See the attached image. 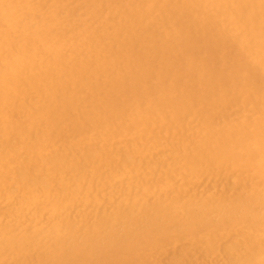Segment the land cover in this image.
Segmentation results:
<instances>
[{
	"label": "bare ground",
	"instance_id": "bare-ground-1",
	"mask_svg": "<svg viewBox=\"0 0 264 264\" xmlns=\"http://www.w3.org/2000/svg\"><path fill=\"white\" fill-rule=\"evenodd\" d=\"M123 1L124 0H90V6L86 7V9L88 8V10H87L88 11V17H90L91 19H99L100 16L102 15L101 9H103L101 4H108V5L112 4L113 5V4H117V3L120 4ZM156 1L157 0H126V1H124L127 3L129 2V5L126 3L127 10L123 7V9H125V11H122L120 13L121 17L118 18V21L120 19H122L123 25L118 26V23H117L118 21L114 20L116 24H114V23L113 24L116 25L117 28H115V30H116L115 34L111 33L113 35V36L111 35L112 36L111 40L113 39L112 43L117 45L118 48H120L119 53H110V51L108 49L99 48L100 43H98V41H94L96 39V37H94L95 38L94 40L92 37V40L94 42L88 38L90 41L89 40L85 41L88 45V52H86L87 51L86 50L85 51L86 56L82 55L83 57H80L81 59L83 58L84 60L78 61V60H76L77 59V57H76L75 58L76 61L73 62V65L68 68L65 66V64H66V62H65L66 57L65 56L66 55L64 56V55L60 54L61 53L60 51H59L60 53L55 52V51H54V53H51L50 50L52 48L49 51H45V53H41V54H39L40 52L38 54H36L33 51L34 46H37L39 44H43V45L47 46V48H50L52 43L56 40L55 35L53 36L51 34L52 32H50V30L51 29L54 30L53 26L56 27L57 29L60 28L59 30H61V28H63V23L65 24V22L63 21V17L58 16V9H59L58 4L60 1H57L58 4L53 6V9H51L52 11L48 14V16L45 14L47 16V18H44V16H43L44 19H41L40 17L39 18L35 17V18H33V20L31 19L32 21H24L23 18H25V17H23V16H25V13H24V15H22L23 13H21L23 5L22 6L9 5V4H6L4 0H0V134L4 133V130L7 127L12 128L11 125L6 123V121H5V119L8 115L7 110L9 109V107L7 105H8V101L11 98V95L12 94L16 95L15 93H17V90H19V88L21 89L22 85H25L26 87L33 89L34 91H36L35 93L39 94L40 96H46L47 97V100H48L47 104L45 105V103H44V105L46 107L42 106L41 108H39L37 110L35 108L36 113H34V115H35L34 119L29 120L31 123H39V122L42 123L41 120H44L45 123L47 124L46 128L43 129L45 131L42 132L41 137H39V138H41V140L42 139H48V135H46V134L49 133L50 127H53V126L57 125L58 123H61L60 125H62L64 122V119H66V118L71 119V121L72 122L74 121L75 124H78L79 121L83 122L84 124H83L82 128L83 129L87 128L86 130L89 129V131L91 130V128H93L94 125H95V128L98 125L100 127L105 125V127H106V122L108 124L107 126L112 125V123L109 124L110 121L117 116L122 117L124 115V111H125V108H127V106L128 107L130 105L132 107L134 106L133 103H136V101H134L135 95H137L140 92H144V91L147 92L145 87L147 85L146 83H148V80L150 78V74L147 73V71L151 67V65L150 66L148 65L149 64L148 62L151 60H153L154 62L155 61H162V60L175 62L174 64L172 63L173 65H171L170 67L168 65L167 68L165 66H164L165 68H163V65L161 64L162 69L160 68V72H159V79L161 80V82H158V83H160V85L163 84L162 80L165 78H168V77H170V78L173 77L174 79H175V77H177V78H179L178 79L179 81L181 79L182 81H186V82L190 83V80L192 79L191 75L194 74V75L198 76L199 78L201 77V79L203 80V82H201L202 85H209V86L213 87V85H211V83H213V81L215 79L217 81L219 79H217L218 76L215 75L212 70H210L211 63L208 64L205 62L204 64L202 63L203 65L202 64L201 65H194L193 64V61H194L193 58L194 57L193 56H192L193 58L189 57V55L190 54L192 55V53L196 50V47H199L198 45H200V46L204 45V47L207 49V51L213 49L215 52V51L221 50L225 46L224 40L229 39L231 41V39H233L234 46L237 49H239L240 52H242L244 54L246 52L250 53V54L254 52L255 65L251 66L250 68H247V67L243 68V66H242L241 68H243V69H241V70L242 71L244 70L245 73H247L249 70V73L252 75V77L254 76L255 72L258 74L259 77L264 76V0H193L190 2H189V0L188 1L184 0L182 5L181 4L177 5L175 3V0H172L169 2H166V1L163 2L161 0L163 3L160 6H158L159 4L156 3ZM178 1H180V0H178ZM32 2H34V1H32ZM10 3H11V1H10ZM15 3H16V1H15ZM80 4L81 3H79V6H80ZM118 4H117V6H119ZM61 5H62V3H61ZM123 5H125V3ZM5 6L9 7L8 10H7V7H5ZM117 6H116V8H117ZM34 8H37V7H34ZM68 8L69 7H67V9ZM107 9H105V10H107ZM120 9H122V8H120ZM155 9H157V12H160L163 14V16H160L162 18L159 20V22L161 23V24L160 23L159 24L161 26H164V24H166L169 20L170 21L173 20L174 23L176 24V26L173 27L175 29V32H174L175 39L173 38L175 43H174L173 39H171V40L165 39L164 40V38L162 37L161 39H163V41H164V44H163V42H161L162 40H158L156 37L153 36V33L150 32L151 30L148 31L147 30L148 28L147 27H146L147 29L145 28L143 18H149L151 13H154L153 11ZM46 10H47V7H46ZM24 11H26V10H24ZM35 11H37V10H35ZM62 11H63V9H62ZM109 11H111L110 8H109ZM27 12H28V10H27ZM84 12H86V11H84ZM32 13H35V12H32ZM77 14L76 15L79 16V13H77ZM110 14L112 15V12ZM143 14H145L146 16H143ZM67 15L71 16V14H69V13ZM191 15H195L196 16L195 18L199 17L200 22L198 24L195 23L197 26H199V28H197V26L193 27V25H195V24H193L192 21H190L191 22L190 24H192L193 29H201L200 32L197 31L198 35H199V33L201 34L200 38L199 37L198 38L193 37L194 36L193 34H195V31H193V30L190 31L191 28H189V29L186 27H185V29L181 28L182 24H183L182 22H184L186 19H188ZM68 16H67V18H68ZM84 17H86V16H84ZM112 17H113V15H112ZM72 19H74V18H72ZM85 19H87V18H85ZM155 19H157V18H155ZM100 20L102 21V19H100ZM109 20H111V19H108L107 21L109 22ZM126 21H128L127 22L128 24H126ZM67 22H69V21H67ZM152 22H153V20H152ZM79 23L77 22L76 24L78 25ZM103 23H104V21H103ZM130 23H131V25H130ZM91 24H92V21H91ZM186 24H188V23H186ZM79 25H81V24H79ZM95 25H93V28ZM114 25H111V28H113ZM219 25L224 30L221 29L222 32H220L219 34H216L217 32H215V29L217 27H219ZM50 26L52 27L51 29H49ZM108 26H110V25H107V27ZM147 26L151 27V24L147 25ZM167 26H169V25H167ZM189 27H191V26H189ZM70 28H71V30L74 29L72 27H70ZM76 28H77V26H76ZM105 29H107V28H105ZM135 29H137V30L135 31ZM169 29H171V28H169ZM20 30L22 31L23 34L21 35V37L19 39H17V37H15L16 39H14V36L11 35L12 34L11 32H15V34H16V32H19ZM65 31H66V29H65ZM159 31L160 30H158V32ZM165 31H167V30H165ZM169 31L170 30H168V34H169ZM179 31H180V33H179ZM91 32H92V30H91ZM96 32H98V29ZM96 32H94V33H96ZM152 32H155L154 28H153ZM231 32H238L240 35H237V34L234 35V33L232 35ZM59 33H61V31ZM63 33H65V32L63 31ZM66 34H68V33H66ZM57 35H59V34L57 33ZM99 35H97V36H99ZM159 35H162V33H160ZM88 36H90V35L88 34ZM75 38L77 39V36ZM98 38H100V37H98ZM142 41L144 42L142 44L145 45V47L143 48L144 49L143 51L140 50V48H139V46H141L139 44ZM97 43H98V45H97ZM229 44H231V42L228 43V45ZM113 47H114V45H113ZM84 48H86V47H84ZM104 48H105V46H104ZM63 49H64V47H62V50ZM78 49L80 50L81 48H78ZM40 51H41V49H40ZM64 51H65V49H64ZM169 51L173 52V54H171V52L168 53ZM233 51L235 52V50H233ZM116 52H118V50ZM62 53H65V52H62ZM80 53H81V51H80ZM221 54L223 55L222 51H221ZM214 56H215L214 57V59H215L216 58L215 53H214ZM202 57H204V53H203ZM225 57H227V56H225ZM35 58H37V61L33 62V60ZM248 58H249V56H248ZM117 61H120V63L118 64ZM69 62H71V61H69ZM243 62L245 63L244 59H243ZM151 63H153V62H150V64ZM167 63H169V62H167ZM233 63H235V62H233ZM104 65H109V66H111V68H109V66H107L108 67L107 71H106V68L104 70H101V68H103ZM154 66H157V65H153L152 67H154ZM158 66L161 67L160 64ZM239 69H240V67H239ZM229 70H230V68H229ZM234 70L235 69H233V71ZM238 73H236V74H238ZM25 75H26V77H27V75L30 77L23 79V77H25ZM240 75H241V73H240ZM101 76H104L105 78H107L108 83H105V84L97 83L96 82L97 78H100ZM203 77H205V79H203ZM225 78H227V76ZM159 79L156 81H159ZM232 80L230 79V81H231L230 85L227 83L229 86H232L231 84L234 83ZM249 80H251V79L249 78ZM193 81H194V79H193ZM20 82L22 83V85ZM104 82H105V79H104ZM163 82H164V80H163ZM175 82H177V81H175ZM242 82H243V80L241 81V83ZM167 84H166V86L168 87ZM240 84H239V86H240ZM157 85L159 86V84H157ZM157 85H155V86L157 87ZM197 85H198V83H197ZM218 85H220V83H218ZM263 85H261V86H263ZM215 89H216V87H215ZM33 90H32V92H33ZM156 90H157V88H155V87L152 88V91L150 92L151 95H153V96L157 95L158 92ZM170 90H172V89H170ZM231 90H233V89H231ZM172 91L174 92V90H172ZM227 91L228 90L226 89V92ZM86 92H89L91 95V98L89 100V102L92 100V102H90L91 106L89 104L90 108L88 109V111H86V113H84V115H82V116L79 115L82 117V118H79V116L74 115L75 112H76L75 114H77V108H78L76 102H77L78 97H80L82 94H84ZM25 94H24V96H29V95H25ZM86 94H88V93H86ZM224 95H225V93H224ZM228 95H230V94H228ZM34 96H36V94ZM170 96H171V94H170ZM22 98H23V96L21 97V99ZM38 98H39V96H38ZM38 98L36 99V101L41 99V98H39V99ZM42 98H44V97H42ZM147 98H148V96H147ZM84 99H85V97H84ZM122 99H124V100H122ZM176 99L177 98H175L174 100H176ZM149 100H148V102H149ZM212 100H213V98H212ZM78 101L80 102V100H78ZM146 101H147V99H146ZM205 101L207 102L208 100L205 99ZM210 101H211V99H210ZM180 102L182 105H185L183 101H180ZM239 102H240V100H239ZM212 103H214V102H212ZM222 103L220 102V104H222ZM144 106H145V104H144ZM166 106H168V104ZM209 106H211V105H209ZM56 107L63 108L64 111H66V113L63 114V112H62V115L59 117H58L57 113H53L56 117L49 120V116H48L49 112L50 111L54 112L53 110L56 109ZM148 107H149V105H148ZM202 107H204V106H202ZM83 108H85L84 105H83ZM132 109H133V111H134V109L137 111V113H135V115L138 114V118H142L141 112L143 110L141 111L140 108H138L137 104ZM141 109H143V107ZM167 110H169V108ZM127 111L130 112L131 109L127 110ZM9 113H11V112H9ZM12 113H13V111H12ZM96 114L101 115L100 116L101 121L97 122L99 124H95L92 122L94 120V118L96 117V116L94 117V115H96ZM133 114H134V112H133ZM147 114L148 113H146L145 115H147ZM191 114H192V111H191ZM129 115L131 116L130 113H129ZM145 115H144V117H145ZM162 115H164V114H162ZM8 116H10V115H8ZM16 116H17V114H16ZM25 116H26V114H25ZM171 116H172V114H171ZM50 117H52V116L50 115ZM150 117L151 116H149V118ZM18 118H19V116H18ZM125 118H127L126 115H125ZM159 118H157V119L159 120ZM117 119H118V117H117ZM127 119H129V118H127ZM11 120H13V119H11ZM14 121H15V119L13 120V122ZM17 121H18V119H17ZM143 121L145 123V120H143ZM200 121L202 123V120H200ZM120 122H121V120H120ZM124 123H126V122H124ZM131 123H129V124H131ZM136 123H138V122H136ZM226 123L227 122H225L224 124L226 125ZM85 124H87V126H85ZM16 125H18V124H16ZM126 125L128 126V124H126ZM141 125L142 124H140V126ZM227 125H228V123H227ZM132 126H134V128H135V124H133ZM231 126H233V125H231ZM240 126H242V125H240ZM149 127L150 126H147L148 129H149ZM233 127H232V130H234V131L229 132V131H227L228 129H226L225 136L219 138L221 142L217 146L218 149L213 148L211 146L207 147L206 150H205V147L198 149V152H197L198 157L189 158L187 160L186 167L192 168V166L197 165L198 161H205L208 164H212L217 160H219V161L224 160V158H227V160L231 159L230 163L228 162L230 164V167H231L232 166L231 164H233V159H238L240 161L244 160L246 162L245 170L248 169V171H251L253 174H255L254 176H256L255 181H250L246 185V187L244 188V191L246 190L248 192L246 196L245 195H242V196L236 195V196L230 197V196H227V194H224L222 196L217 197L216 199L206 200L205 198H202V197L191 199L188 196H186L184 193H181V192L176 193L172 189H170L168 191V193L165 192L164 190L163 191H156V192L153 191V189L156 188L158 185H164V183L168 184V181L166 182V179L158 180L157 182H154V183H149V182L147 183L145 181H141V182H138V184H136V186H135L137 188V190L140 191L139 194L132 197V198L126 199L128 201L122 207H117L109 213L103 212V213L96 215V216H93V217H90V216L89 217H82L80 220V223L74 222L73 220H71L67 217L64 218L63 216H54L51 220V223H49L48 229L46 227V230H35V229L32 230L33 228L31 230H29L26 228L24 229L22 227L21 229L22 230L24 229V231L19 233V235L18 234L17 235L11 234L12 227H9V225H7V224L3 225L2 229L0 228L1 229L0 230V252H7V253H10L11 256L14 255V257H20L17 259V264H136L134 262L129 261L127 258H129L132 254H134L138 244L141 242H144V243L149 242L150 244H153L155 237L164 234L165 230L169 226H171L172 222L176 219L181 220L183 223L186 222L187 226H191V225L202 226V225L211 224V226L214 225V226H223V227L224 226H233L234 222H238L237 220L242 219V220H244V222L247 221L250 223L251 227H253L252 229H254L253 232L256 233V236L244 240V242L241 244V246H237V247L234 246L233 248H230V249H227L228 248V246H227L226 247L227 250L225 251L226 252L225 254L227 255V263L226 264H264V120H261V121L254 123L252 125V129L250 132L243 131V129H241L237 132V130L233 129ZM237 127H238V125H237ZM125 128H126V126H125ZM115 129H116V126L113 130H115ZM63 130H64V127H63ZM121 130H122V128H121ZM223 130H225V128ZM230 130H231V128H230ZM96 131L98 132V130H96ZM96 131H95V133H96ZM144 131H145V129H144ZM163 131H165V129H163ZM59 132L56 131V133H59ZM109 132H112L111 129ZM118 132L116 131V134ZM146 132H144V133H146ZM20 133H22V132H20ZM61 133H62V131H61ZM139 133L141 134V131ZM201 133H202V131H201ZM1 135H0V137H1ZM28 135L29 134H27V136ZM49 135H51V134H49ZM146 135H149V134H146ZM58 136L60 137V135H57L56 137H58ZM121 136L124 137L123 133ZM2 137H5V136H2ZM50 137H52V136H50ZM67 137H69V135ZM67 137H65V138H67ZM93 137H94V135H93ZM99 137L101 139V136H99ZM109 137H111V135ZM190 137H191V135H190ZM8 138L9 137H7V139ZM115 138H117V137L115 136ZM119 138H120V136H119ZM126 138H127V136H126ZM33 139H34V137H33ZM36 139H38V138L36 137ZM80 139H82V138H80ZM95 140L96 139H94V141ZM12 141H14V140H12ZM98 141H97V143H99ZM112 141H113V139H112ZM131 141H133V140H131ZM145 141H146V139H145ZM35 142H37V141H35ZM35 142L33 145H31L32 143L29 142L31 144H30V146H28V149L31 150V154H32V152L35 153L36 165H33L31 168H27V169H22V170L16 169L15 170V169H11V167L13 168V165L10 167V164H9L10 160H9V162H6L3 169H4L5 176L7 179H8V177L13 176L12 177L13 180L21 182L22 185H23V182L26 181L27 184L25 185L24 189L32 188L31 189L32 191L29 193L28 196H30L32 200H37L39 197L42 198L44 200L43 201L44 202L43 210L45 209V210H47V212L52 213L54 215V214L58 213L60 211V209L63 208L64 204L69 203V205H70V199L68 198L67 195L70 196L69 193L73 194L75 192V189H76L75 185L78 184V182H72V180H71L69 187L66 188L63 185L64 188L59 189V182L56 179L51 180L49 175L50 174L59 175V176L66 175V176H73L74 177L75 174L81 173L84 170H86L85 169L86 168V162L84 164H80V165H77L74 162L70 163L68 161H65L66 159L64 160V158L61 156L62 154L60 155L58 152H56V150L51 157H45V155L43 156V153L45 154V152L47 150L45 152H43V151L45 150V143L46 142L45 141L43 143L42 142L35 143ZM53 142H54V140H53ZM92 142H93V140H92ZM76 143H78V142H76ZM70 144L73 145L72 142H70ZM90 144H92V143H90ZM62 145H63V143H62ZM48 146H47V148H48ZM25 147L27 148V146H25ZM69 147H71V146H69ZM85 147H87V146H85ZM1 149H3L2 146H1ZM54 149H55V147H54ZM18 150H20V148H18ZM57 150L60 152L59 148ZM25 151H26V149H25ZM101 151H103V150H101ZM126 152H128V151L126 150ZM182 152H183V150H182ZM109 153H110V151H109ZM95 154H96V152H95ZM191 154H192V152H191ZM3 155L6 156V158H7V155L5 153ZM73 155H74V153H73ZM91 155L88 154V157L90 158ZM148 155H150V154H148ZM4 156H0V163L1 164L4 163V160H6L4 158ZM81 156L82 155H80V157ZM93 156L94 155H92L91 157H93ZM99 157H101V156L99 155ZM130 157L132 158V156H129L128 159H131ZM84 158H85V156H84ZM126 158H127V156L125 157V160H126ZM91 159H95V158H91ZM155 159H156V157H155ZM33 160H34V158H33ZM69 160H71V159H69ZM102 160H103V158H102ZM26 161H28V160L26 159ZM125 162L124 161L122 162L123 165ZM98 163H99V161H98ZM126 163H128V162H126ZM1 164H0V166H1ZM39 165L41 167H39ZM147 165H148V163H147ZM216 165H217V163H216ZM147 167H149V165ZM153 167H156V166H153ZM120 168H121V166H120ZM149 168L151 169L152 167H149ZM89 169H91V168H89ZM115 169H117L116 166H115ZM1 170H2V168L0 169V171ZM121 173L123 175V172H121ZM118 175H119V173H118ZM221 176H222V174H221ZM77 177H78V175H77ZM97 177H96V179H97ZM192 178H194V177H192ZM113 180H114V178H113ZM170 180L171 179H169V182H170ZM9 181H12V180H9ZM61 181H62V178H61ZM107 181L109 182V180H107ZM115 181H117V180H115ZM99 183H101V182H99ZM15 184H16V182H15ZM86 184H88V183H86ZM220 186H222V185H220ZM220 186H219V188H220ZM52 187H56L57 191H55L56 193L50 194L48 191H49V188H52ZM118 187H119V185H118ZM225 187H227V186H225ZM11 189H13V188L9 187L8 190H10V191H8V192H11ZM227 191H229V190H227ZM147 194L152 195L151 196L152 200H150L149 202H145L143 199ZM39 200H41V199H39ZM81 200L82 199H79V201H81ZM79 201H75V202H79ZM97 201H98V199H97ZM26 202H27V199H26ZM30 202H27V203H30ZM82 202H83V200H82ZM95 203H97V202H95ZM96 206H98V205H96ZM0 211H2V210H0ZM7 213H9V211ZM20 216H21V214H20ZM21 220H22V218H21ZM16 221H18V220H16ZM12 222H10V223H12ZM18 222L16 224H18ZM241 222H243V221H241ZM16 224H15V229H16ZM26 224H27V222H26ZM29 224H31V223H29ZM32 224H33V222H32ZM18 225H20V224H18ZM172 225L175 226L174 224H172ZM236 225H237V223H235L234 226H236ZM243 225H244V223H243ZM24 226H26V225H24ZM245 227H243V229ZM39 228L40 227H38V229ZM215 228H213V229H215ZM234 228L232 227L233 230H234ZM238 229H242V228H238ZM246 229L248 230V227H246ZM224 230H225V228H224ZM213 231L214 230H212V232ZM250 231H251V228H250ZM208 233L210 234V231H208ZM253 235H255V234H253ZM250 236H252V235H250ZM224 237L225 236H223V238ZM209 238H211V237H209ZM220 241H221V239H220ZM31 250H37V258H36L37 260H35V261H32L30 258H26L27 257L26 254L28 252L31 253L32 252ZM24 253H26V254H24ZM33 253L34 252H32V254ZM23 256H26V257H23ZM6 257H4V258H6ZM203 257L205 258V256H203ZM9 258H10V256H9ZM11 260H12V258H11ZM175 260H176V257H175ZM179 260H181V259H179ZM13 262H15V260ZM2 263H5L4 260H2ZM176 263H178V262H176Z\"/></svg>",
	"mask_w": 264,
	"mask_h": 264
},
{
	"label": "rangeland",
	"instance_id": "rangeland-1",
	"mask_svg": "<svg viewBox=\"0 0 264 264\" xmlns=\"http://www.w3.org/2000/svg\"><path fill=\"white\" fill-rule=\"evenodd\" d=\"M4 1L6 4H9V5H14V6H22L23 5L21 13H23L22 15H24V13H25V16H23V17H25V18H23L24 21H32L33 18H35V17H38V18L40 17L41 19L47 18L48 14L52 11L51 9H53V6L58 4L57 1H60L58 4V6H59L58 16L63 17V21L65 22V24L62 22L63 28H61V30H59L60 28L57 29L56 27L53 26V28H54V30H53V29H51L52 27L50 26V28H49V29H51L50 32H52L51 34L53 36L55 35L56 40L52 43L50 48H47V46H45L43 44H39L37 46H34L33 51L36 54H38L39 52H40L39 54H41V53H45V51H49L52 48L53 50L52 49L50 50L51 53H54V51L58 52V53L61 52L60 54H62L64 56L66 55L65 56L66 57L65 66L68 68L71 67L73 65V62H75L76 60H78V61L84 60L83 58L81 59L80 57L86 56L85 55L86 50H87L86 52H88V45L85 41H87L89 39H91V41H93L95 39L94 37H96V39H97V40L95 39L94 41H98V43H100L99 44L100 47L98 46L99 48L108 49L110 51V53H119V51H120V48H118L117 45L112 43L113 39L111 40V38L113 35L111 33L115 34V32H116L115 28H117V26L114 25V24H116L114 20L118 21V18L121 17L120 13L122 11H125V9L127 10V7H126L127 2H124L126 0H124L120 4L117 3L119 6H117V4H113V5L112 4H109V5L108 4H101L103 9H101L102 15L100 16L99 19H91L90 17H88V11H87L88 8L86 9V7L90 6V0H76V1L75 0H56V1L55 0H50V1L49 0H4ZM10 1H11V3H10ZM15 1H16V3H15ZM32 1H34V2H32ZM157 1H156V3H158L159 4L158 6H160L163 2H165V1L169 2L172 0H162L163 2L161 0H157ZM185 1H188V0H185ZM190 1H193V0H189V2ZM183 2H184V0H180V1L175 0V3L177 5H180V4L182 5ZM61 3H62V5H61ZM79 3H81L80 6H79ZM124 3H125V5H123ZM127 4L129 5V2ZM116 6H117V8H116ZM5 7H7V6H5ZM34 7H37V8H34ZM46 7H47V10H46ZM67 7H69L70 9L69 8L67 9ZM123 7L125 9H123ZM8 8L9 7H7V10H8ZM33 8L35 10H37L38 12L35 11ZM109 8L111 11H109ZM120 8H122V9H120ZM23 9L26 11H24ZM62 9H63V11H62ZM105 9H107V10H105ZM27 10H28V12H27ZM84 11H86V12H84ZM32 12H35V13H32ZM111 12H112L113 17L110 14ZM153 12L154 13H151L149 18H143L145 28L147 27L148 29L147 28L146 29L148 31L151 30L150 32L153 33V36L156 37L158 40H162L161 42H163V44H164V41H163V39H161L162 37L164 38V40L165 39L171 40L173 38L175 39V36H174L175 29L173 27L176 26V24L174 23V21L169 20L166 24H164V26H161L160 25L161 23L159 22V20L162 18L160 16H163V14L160 12H157V9H155ZM66 13L71 14V16H68ZM77 13H79L80 17L77 16L78 15ZM43 16H44V18H43ZM67 16H68V18H67ZM84 16H86V17H84ZM143 16H146V15L143 14ZM195 17H196L195 15H191L188 19H186L184 22H182L183 24H182L181 28L182 29L183 28L185 29V27L188 29L191 28L190 31L191 30L195 31V34H193L194 35L193 37L194 38H198V37L200 38L201 34L199 33V35H198V32H200L201 29H193V27H196L197 26L196 24H198L200 22L199 17L198 18H195ZM72 18H74V19H72ZM85 18H87V19H85ZM155 18H157L158 20ZM100 19H102V21ZM108 19H111V20H109V22H108L107 21ZM152 20H153V22H152ZM67 21H69V22H67ZM91 21H92V24H91ZM103 21H104V23H103ZM190 21H192L193 24H195V23L196 24L193 25V27H192V24H190L191 23ZM77 22L78 23L80 22L79 24H81V25H79V24L77 25L76 24ZM127 22L128 21H126V24H128ZM117 23H118V26L119 25L122 26L123 25L122 19H120ZM186 23H188L189 25ZM150 24H151V27L147 26ZM93 25H95L94 28H93ZM107 25H110V26L107 27ZM111 25H114L113 28H111ZM130 25H131V23H130ZM167 25H169V26H167ZM76 26H77V28H76ZM189 26H191V27H189ZM70 27H72L74 29L71 30ZM96 28L98 29V32H96L97 31ZM105 28H107V29H105ZM153 28L155 29V32H152ZM169 28H171V29H169ZM197 28H199V26H197ZM65 29H66V31H65ZM221 29L224 30L219 25V27H217L215 29V32H217L216 34H219L220 32H222ZM91 30L93 33L91 32ZM136 30L137 29H135V31ZM158 30H160V31L158 32ZM165 30H167V31H165ZM168 30H170L169 34H168ZM60 31H61V33H59ZM63 31L65 33H63ZM94 32H96V33H94ZM11 33L10 34L14 36V39H16L15 37H17V39H19L21 37V35L23 34L21 30L19 32H16V34H15V32H11ZM57 33L59 35H57ZM66 33H68V34H66ZM160 33H162V35H159ZM179 33H180V31H179ZM233 33H234V35H236V34L240 35L238 32H231L232 35H233ZM88 34L90 36H88ZM97 35H99V36H97ZM76 36H77V39L75 38ZM92 37H93V40H92ZM98 37H100V38H98ZM174 39H173V41H174ZM229 41H230L229 39L224 40L225 46L221 50H218L215 52L213 49L207 51V49L204 47V45H202V46L198 45L199 47H196V50H195L196 52L194 51L196 54L193 52L192 55L191 54L189 55V57L195 58V59L193 58V60H194L193 64L194 65H201L202 63L204 64L205 62L208 64L211 63L210 70H212L213 73L218 76L217 79H219L218 81L215 79L213 81V83H211V85H213V87H211L209 85H202L201 82H203V80L201 79V77L199 78L198 76H196L194 74L191 75L192 79L190 80V83L186 82V81H182L181 79L179 81L178 80L179 78H177V77H175V79L173 77H171V78L168 77V78L163 79L164 82L162 80L163 84H161L162 85L161 86L160 83H158V82H161V80L159 79L160 68L162 69V65H163V68H165V67L167 68L168 65L170 67L175 62L174 61H166V60H162L163 62L162 61H155L154 62L153 60H151L148 62L149 64L147 63L149 66L151 65V67L147 71V73L150 74V78H149L150 81L148 80V83H146L147 85L145 87L147 92L144 91V92H140L137 95H135L134 101H136V103H133V105H134L133 107H135L137 104L138 108H140L141 111L143 110L141 112L142 118H138V114L135 115V113H137V111L135 109L133 111V109H132L133 107L130 105L129 106L130 108L128 106H127V108H125L124 115L122 116L123 118L121 116H117L119 120L117 119V117H115L114 119H112L113 121L111 120L110 123L108 122L109 124L112 123V125L107 126L108 124L106 122V127H105V125H103L102 126L103 128L100 127L99 125L96 126V128H95V125H94L90 131H89V129L86 130L87 128L86 129L82 128V126L84 124L83 122L79 121L78 124H75L74 121L72 122L71 119L66 118L67 120L64 119V122L62 125H60L61 123H58L57 125L50 127L49 133L46 134V135H48V139H42L41 140V138H39V137H41L42 132L45 131L43 129L46 128L47 124L45 123L44 120H41L42 123L39 122L40 124L39 123H31L29 120L34 119V116H35L34 113H36L35 111L37 109L41 108L42 106L46 107L45 105L47 104V101H48L47 97L46 96H40L39 94L35 93L36 91H34L33 89H31L29 87H26L25 85H22V83L20 82L22 85V87L20 86L21 89L19 88V90H17V93H15L16 95H14V94L11 95L12 99L10 98V100H9L10 102L8 101V105H7L9 107V109L7 110L8 111L7 114L10 116L7 115L8 118L6 117L5 121H6V123L10 124L12 128L7 127L4 130V133H1L2 135L0 134L1 135V137H0V156H4L3 155L4 153L7 155V158H6V156H4V158L6 159V160H4V163H2V164L0 163L1 164L0 169L2 168V170L0 171V210H2V211H0V213L1 212L3 213V214L2 213L0 214V224H1L0 228L2 229L3 225H6V224L9 225V227H12L11 234H13V235H17V234L19 235V233L23 232L25 228L29 229V230H31L32 228H33L32 230H34V229L35 230H46V227L48 229L49 223H51V220L54 216H63L64 218L67 217V218L73 220L74 222L80 223V220L82 217H89V216L93 217V216L99 215L103 212L109 213L117 207H122L125 203H127L128 200H126V199L132 198V197L139 194L140 191H138L135 186H136V184H138V182H141V181H145L147 183L148 182L154 183V182H157L158 180L166 179V182L168 181V184L164 183V185H158L156 188L153 189V191L156 192V191H163L164 190L165 192L168 193V191L170 189H172L176 193L177 192L184 193L186 196H188L191 199L192 198H198V197L205 198L206 200L216 199L217 197L222 196L224 194H227V196H230V197H233L236 195H239V196L245 195L246 196L248 192L246 190L244 191V188L246 187V185L250 181H255L256 176H254L255 174H253L251 171H248V169L245 170L246 162L244 160L240 161L238 159H233V164H231L232 165L231 167L229 164L231 159L227 160V158H224V160H221V161L217 160L212 164H208L205 161H198L196 166H192V168L186 167L187 160L189 158L198 157V155H197L198 149L205 147V150H206V148L209 146L218 149L217 146L221 142L219 138L225 136L226 129H228L227 131L232 132V131H234V130H232V127L234 126L233 129H236L237 132L241 129H243V131L250 132L252 129V125L254 123L261 121V120H264V85H263L264 84V76L259 77L258 74L255 72L254 76L252 77V75L249 73V70L247 72L248 74L245 73L244 70L243 71L241 70L243 68H246V67L250 68L251 66L255 65L254 52L251 54L246 52L247 54L246 53L244 54V53L240 52L239 49H237L234 46L233 39H231V41H230L231 44L228 45V43H230ZM98 43H97V45H98ZM142 43H144V42L142 41L139 44V45H141V46H139V48H140V50L143 51L144 50L143 48L145 47V45H143ZM174 43H175V41H174ZM113 45H114V47H113ZM104 46H105V48H104ZM62 47H64L65 51H64V49L62 50ZM84 47H86V48H84ZM78 48H81V49L79 50ZM40 49H41V51H40ZM117 50H118V52H116ZM233 50H235V52ZM80 51H81V53H80ZM221 51H222L224 56L221 54ZM62 52H65V53H62ZM170 52L171 51H169L168 53H170ZM203 53H204V57H202ZM214 53L216 55V58H215L216 60L214 59V57H215ZM171 54H173V52H171ZM198 54L199 55L201 54V55L199 56ZM225 56H227V57H225ZM248 56H249V58H248ZM76 57H77V59L75 60ZM37 58H35L33 60V62L37 61ZM243 59H244L245 63L243 62ZM69 61H71V62H69ZM117 62H118V64L120 63V61H117ZM150 62H153V63L150 64ZM167 62H169V63H167ZM233 62H235V63H233ZM159 64L161 67L158 66ZM153 65H157V66L152 67ZM107 66H109V65H104V67L101 68V70H104L106 68V71H107V68H108ZM242 66H243V68H241ZM239 67H240V69H239ZM109 68H111V66H109ZM229 68H230V70L231 69L232 70L230 71ZM233 69H235V70L233 71ZM235 72L236 73L239 72V73L236 74ZM240 73H241V75H240ZM226 76H227V78H225ZM28 77H30V76L27 75V77H26V75H25V77H23V79L28 78ZM249 78L252 81L249 80ZM104 79H105V82H104ZM158 79H159V81H156ZM193 79H194V81H193ZM203 79H205V77H203ZM230 79L231 80L233 79L232 81L234 82L231 84L232 86H229L230 82H231ZM241 79L243 80L242 83H241V81H242ZM175 81H177L178 83ZM96 82L101 83V84L108 83L107 78H105L104 76L97 78ZM197 83H198V85H197ZM218 83H220V85H218ZM157 84H159V86ZM166 84L168 85V87L166 86ZM239 84H240V86H239ZM155 85H157V87ZM261 85H263V86H261ZM154 87L157 88L156 91L158 92L157 95H155V96L151 95V93H150L152 91V88H154ZM215 87H216V89H215ZM170 89L174 90V92ZM226 89L228 90L227 92H226ZM231 89H233V90H231ZM32 90H33V92H32ZM86 93H88V94H86ZM86 93L82 94L77 99L76 104H77L78 108H77V114H75L76 112L74 113L75 116L84 115V113H86V111H88V109L91 106L90 102H92V100L89 102L91 95L89 92H86ZM224 93H225V95H224ZM227 93L230 95H228ZM24 94L29 95V96H24ZM35 94H36V96H34ZM170 94H171V96H170ZM22 96H23V98L21 99ZM38 96L41 99H39ZM147 96H148V98H147ZM42 97H44V98H42ZM84 97L86 100L84 99ZM37 98L39 100L36 101ZM175 98H177V99L174 100ZM212 98H213V100H212ZM146 99H147V101H146ZM205 99L208 101L206 102ZM210 99H211V101H210ZM16 100L17 101L19 100V101L17 102ZM78 100H80V102ZM122 100H124V99H122ZM148 100H149V102H148ZM239 100H240V102H239ZM180 101H183L185 105H182ZM212 102H214V103H212ZM220 102L221 103L223 102V103L220 104ZM44 103H45V105H44ZM89 104H90V106H89ZM144 104H145V106H144ZM167 104H168V106H166ZM83 105L85 106V108H83ZM148 105L150 108L148 107ZM209 105H211V106H209ZM202 106H204V107H202ZM142 107H143V109H141ZM35 108H36V110H35ZM59 108L60 107H56V109L53 110L54 112H51V111L49 112V115H48L49 120L56 117L53 113H57L58 117L62 115V112H63V114L66 113V111H64L63 108H60V109ZM168 108H169V110H167ZM130 109L132 112L127 111ZM12 111H13V113H12ZM191 111H192V114H191ZM9 112H11V113H9ZM133 112H134V114H133ZM129 113L131 114V116L129 115ZM146 113H148V114L145 115ZM161 113L164 115H162ZM16 114H17V116H16ZM25 114H26V116H25ZM171 114H172V116H171ZM50 115L52 117H50ZM125 115L129 119L125 118ZM144 115L146 118L144 117ZM18 116H19V118H18ZM81 116H79V118H82ZM100 116L101 115H97V114L94 115L95 118L92 122L95 124H99L97 122L101 121ZM149 116H151V117L149 118ZM157 118H159V120ZM11 119H13V120L15 119V121L13 122V120H11ZM17 119L20 123L17 121ZM120 120H121V122H120ZM143 120H145V123ZM200 120H202V123ZM123 121L126 123H124ZM135 121L138 123H136ZM225 122H227L228 125H227V123L225 125L224 124ZM129 123H131L132 125L135 124V128H134V126H132ZM16 124H18V125H16ZM126 124H128V126ZM140 124H142V125L140 126ZM114 125L116 126L115 130L117 132L119 131L117 134H116V131L113 130L115 128ZM231 125H233V126H231ZM237 125H238V127H237ZM240 125H242V126H240ZM85 126H87V124H85ZM125 126H126V128H125ZM147 126H150L149 129L147 128ZM63 127H64L65 131L63 130ZM121 128H122V130H121ZM224 128H225V130H223ZM230 128H231V130H230ZM110 129L112 132H109ZM144 129H145V131H144ZM163 129H165V131H163ZM96 130H98V132ZM56 131L57 132L60 131V132L56 133ZM61 131H62V133H61ZM95 131H96V133H95ZM140 131H141L142 135L139 133ZM201 131H202V133H201ZM20 132H22V133H20ZM144 132H146V133H144ZM122 133H123L124 137L121 136ZM27 134H29V135L27 136ZM49 134H51V135H49ZM146 134H149V135H146ZM57 135H60V137L59 136L56 137ZM68 135H69V137H67ZM93 135H94V137H93ZM110 135H111V137H109ZM190 135H191V137H190ZM2 136H5V137H2ZM35 136L38 139H36ZM50 136H52V137H50ZM99 136H101V139ZM115 136L117 138H115ZM119 136H120V138H119ZM126 136H127V138H126ZM7 137H9V138L7 139ZM33 137H34V139H33ZM65 137H67L68 139ZM51 138L54 140V142ZM80 138H82V139H80ZM94 139H96V140L94 141ZM112 139H113V141H112ZM130 139L133 141H131ZM145 139H146V141H145ZM12 140H14V141H12ZM92 140H93V142H92ZM35 141H37V142H35ZM44 141L46 143H45V150L43 152H45L46 150L47 151L45 152V154L43 153V156L45 155V157H51L56 150V152H58L60 155L62 154L61 156L64 158V160L66 159L65 161H68L70 163L74 162L77 165L84 164L86 162V168H85L86 170H84L81 173L75 174L74 177L73 176H66V175H63V176L53 175V174L49 175L51 180L56 179L59 182V189L64 188V186L66 188L69 187L71 180H72V182H78V184L75 185V187H76L75 192L73 194L69 193L70 196L67 195L68 198L70 199V205H69V203L64 204L63 208L60 209V211L54 215L52 213L47 212V210H45V209L43 210V207H44L43 201L44 200L42 198L39 197L37 200H32L31 197L28 196L29 193L32 191L31 190L32 188L24 189L25 185L27 184L26 181L23 182V185H22L21 182H18L16 180L14 181L12 178L13 176L8 177V179H7L5 176L4 169H3L6 162H9V160H10V162H9L10 167L13 165V168L11 167V169H15V170L16 169H21V170L27 169V168H31L33 165H36L35 153L32 152V154H31V150L28 149V146H30L31 143H32L31 145H33L34 142L35 143H40V142L43 143ZM97 141L99 143H97ZM29 142H31V143H29ZM70 142H72L73 145L70 144ZM76 142H78V143H76ZM62 143H63V145H62ZM90 143H92V144H90ZM84 145L87 147H85ZM1 146L3 149H1ZM25 146H27V148ZM47 146H48V148H47ZM69 146H71V147H69ZM54 147H55V149H54ZM18 148H20V150H18ZM58 148L60 149V152L57 150ZM25 149L27 152L25 151ZM101 150H103V151H101ZM126 150L128 152H126ZM182 150H183V152H182ZM109 151H110V153H109ZM95 152H96V154H95ZM191 152H192V154H191ZM73 153H74V155H73ZM88 154L89 155L92 154L94 156L91 157L92 156L91 155L89 158ZM148 154H150V155H148ZM80 155H82V156L80 157ZM99 155L101 157H99ZM84 156H85V158H84ZM126 156H127V158L125 160ZM129 156H132V158L130 157L131 159H128ZM155 157H156V159H155ZM33 158H34V160H33ZM91 158H95V159H91ZM102 158H103V160H102ZM26 159L28 161H26ZM69 159H71V160H69ZM98 161H99V163H98ZM123 161L124 162L126 161L128 163L125 162L124 163L125 166H124L122 163ZM147 163H148L149 167H152L151 169L149 167H147L148 166ZM216 163H217V165H216ZM115 166L117 169H115ZM120 166H121V168H120ZM153 166H156V167H153ZM39 167H41V166L39 165ZM89 168H91V169H89ZM121 172H123V175ZM118 173H119V175H118ZM221 174H222V176H221ZM77 175H78V177H77ZM96 177H97V179H96ZM192 177H194V178H192ZM61 178H62V181H61ZM113 178H114V180H113ZM169 179H171L170 182H169ZM9 180H12V181H9ZM107 180H109V182L110 181L111 182L109 183ZM115 180H117V181H115ZM15 182H16V184H15ZM99 182H101L102 184ZM86 183H88V184H86ZM118 185H119V187H118ZM220 185H222V186H220ZM219 186H220V188H219ZM225 186H227V187H225ZM9 187L13 188V189H11V192H8V191H10V190H8ZM226 189L229 191H227ZM55 191H57V188L52 187V188H49L48 192L50 194L51 193L53 194V193H56ZM151 196L152 195L147 194L143 198L144 201L149 202L150 200H152ZM26 199H27V202H30L31 200L32 201L30 203H27ZM39 199H41V200H39ZM79 199H82L83 202H82V200L79 201ZM86 199L88 201L89 200L90 201L88 202ZM97 199H98V201H97ZM75 201H79V202H75ZM95 202H97V203H95ZM95 204L98 206H96ZM8 211H9V213L11 212L12 214L10 213L11 214L10 215L9 213H7ZM20 214H21V216H20ZM21 218H22V220H21ZM15 219L18 220L19 222L16 221ZM180 221L181 220H178V219L174 220L172 222V224H174L175 226H173L171 224V226H169L165 230L164 234H162L160 236H156L154 241H153V244H150L149 242L148 243H144V242L139 243L134 254H132L127 259L131 262L136 263V264H226L227 263V255L225 254L226 253L225 251L227 249L233 248L234 246L235 247L241 246V244L244 242V240L256 236V233L253 232L254 229H252L253 227H251L250 223L247 221L244 222V220H242V219L237 220L238 222H234V225H235V223H237L236 226L233 225V226H224V227L223 226H214V225L211 226V224L202 225V226H197V225L187 226L186 222L183 223L182 221L181 222ZM241 221H243V222H241ZM10 222H12V223H10ZM17 222L20 225L16 224ZM26 222H27V224H26ZM32 222H33V224H32ZM14 223L16 224V229H15ZM29 223H31V224H29ZM243 223H244V225H243ZM24 225H26V226H24ZM245 226L248 227V230L246 229ZM22 227L24 228L23 230L21 229ZM38 227H40V228L38 229ZM232 227L233 228L235 227L234 230L232 229ZM243 227H245V228L243 229ZM213 228H215V229H213ZM224 228H225V230H224ZM238 228H242V229H238ZM250 228H251V231H250ZM212 230H214V231L212 232ZM208 231H210V234L208 233ZM253 234H255V235H253ZM250 235H252V236H250ZM223 236H225V237L223 238ZM209 237H211V238H209ZM220 239H221V241H220ZM227 246H228V248L226 249ZM31 251L34 253L33 254H32V252L31 253L28 252L27 254L24 253L27 255V257L26 256H23V257L30 258L32 261L37 260L36 259L37 258V250H31ZM5 255L6 256L8 255V256L6 257ZM0 256H1L0 257V264L2 263V260H4V262L6 264H12V263L17 264V259L20 258V257H14V255L11 256V254L7 253V252H0ZM9 256H10V258H9ZM203 256H205V258ZM4 257H6V258H4ZM175 257H176V260H175ZM11 258L13 261L15 260V262H13L11 260ZM178 258L181 260H179ZM176 262H178V263H176ZM5 263H2V264H5Z\"/></svg>",
	"mask_w": 264,
	"mask_h": 264
}]
</instances>
